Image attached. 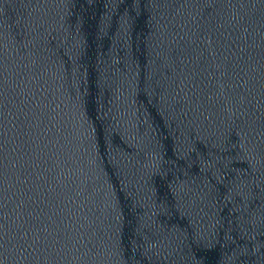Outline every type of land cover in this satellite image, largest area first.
<instances>
[{
  "label": "water",
  "instance_id": "95a60500",
  "mask_svg": "<svg viewBox=\"0 0 264 264\" xmlns=\"http://www.w3.org/2000/svg\"><path fill=\"white\" fill-rule=\"evenodd\" d=\"M0 264H264V0H0Z\"/></svg>",
  "mask_w": 264,
  "mask_h": 264
}]
</instances>
